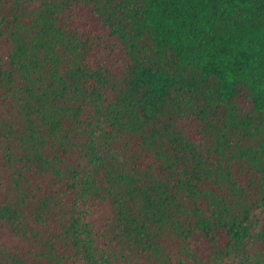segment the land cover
<instances>
[{
	"label": "trees",
	"instance_id": "trees-1",
	"mask_svg": "<svg viewBox=\"0 0 264 264\" xmlns=\"http://www.w3.org/2000/svg\"><path fill=\"white\" fill-rule=\"evenodd\" d=\"M0 264H264V0H0Z\"/></svg>",
	"mask_w": 264,
	"mask_h": 264
}]
</instances>
